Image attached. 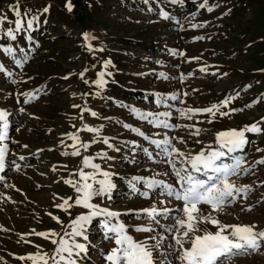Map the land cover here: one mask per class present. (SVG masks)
Here are the masks:
<instances>
[{"label":"rangeland","instance_id":"374dc122","mask_svg":"<svg viewBox=\"0 0 264 264\" xmlns=\"http://www.w3.org/2000/svg\"><path fill=\"white\" fill-rule=\"evenodd\" d=\"M203 2L0 0V17H6L0 24V65L4 66L0 71V111L9 113V138L4 141L8 155L5 171L0 173V264H22L15 257L36 250L24 243L22 236L46 245V251L54 247L39 237L25 235L32 229L45 231L49 227L63 233L65 229L47 213L60 216L67 225L71 216L87 212L73 207L69 216L55 207L62 203L58 197H75L64 179L81 167L83 155L97 157L98 153H106L110 159L96 158L93 162L116 174L111 199L96 197L93 203L120 213L119 220L138 240L163 233V228L149 217L135 213L153 205L174 208L179 202L160 205L161 200L168 198L160 195L159 189L149 192L146 198L140 193L148 189L139 184V191L133 193L130 181L138 176L173 183L175 177L168 165L160 162L155 146L131 128L151 139L183 138L186 143L174 140L176 146L195 153L212 143L218 131L240 129L264 118V0H208L212 11L199 8ZM17 7L23 23L19 32H15L17 17L13 11ZM29 19L33 20L32 29L27 28ZM9 28L17 37L15 41L5 35ZM84 33L94 37L90 41L92 51L86 46ZM6 47H11L12 53H5ZM18 60L22 66L17 65ZM108 61L111 63L104 69ZM101 71L111 73L105 76L107 84L103 89L93 83ZM24 94L36 99L24 103ZM172 95L178 99L157 103L159 96ZM229 97L235 100L221 111L243 110L217 116L213 123L207 122L206 114H196L191 119L180 116L182 110L208 108ZM257 100L259 103H255ZM85 108L90 111H85L81 120L79 114ZM133 108L156 114L160 120L166 118L159 113L170 112L167 122L176 127H156L149 120L140 119L131 111ZM91 111L97 115L93 117ZM83 124L100 128L99 137L79 132L83 141L95 142L81 156L64 155L72 151L67 147L72 141L64 134L77 132ZM125 124L130 128H125ZM193 124L202 129L198 137L192 135L194 129L187 127ZM260 126L264 128V123ZM247 136L250 143L244 149V167L250 171L233 180L238 186H251V191L246 199L238 198L226 207L219 219L225 223L255 224L260 230L264 229V165L255 162L264 158V134ZM102 138H107L112 147L104 144ZM144 149L152 153L155 161ZM165 172L169 175H156ZM201 207L210 211L207 206ZM156 219L160 225L174 223L172 219ZM101 224L102 218H95L88 225V241L78 238L88 247L78 264H106L104 254L115 245L105 239ZM137 226L153 227L156 232H135ZM202 227L216 230L210 225ZM169 242L170 235L164 245ZM230 264H264V247L250 255L236 256Z\"/></svg>","mask_w":264,"mask_h":264},{"label":"snow or ice","instance_id":"6c2138e0","mask_svg":"<svg viewBox=\"0 0 264 264\" xmlns=\"http://www.w3.org/2000/svg\"><path fill=\"white\" fill-rule=\"evenodd\" d=\"M173 2H176V0H173ZM198 6L199 8L207 7L208 11L213 10L208 7V0H204ZM67 7L69 11L72 10L71 3ZM13 11L17 17L15 32H19L23 27L20 19L21 13L18 7L14 8ZM44 11L47 12L48 9L45 8ZM162 15L167 18L166 13H162ZM5 20L6 17H0V24L4 23ZM32 27L33 20L29 19L27 28L32 29ZM193 27L197 26L193 25ZM5 35L12 41L17 39L11 28L6 31ZM83 37L89 51H92L90 41L94 37L90 33H84ZM3 51L12 53L13 49L6 47ZM16 63L18 66H22V62L19 60ZM110 63V61L105 62L104 69H108ZM3 70L4 66L0 65V71ZM201 71H205V69H201ZM79 75L83 80L84 72ZM106 75H111V73L106 71L98 73V78L93 81L97 88L103 89L105 87L107 84ZM67 78L65 77V79ZM84 82L88 83L86 80ZM24 95V103L36 99L34 95ZM167 99L177 100L178 96H159L157 103L165 104ZM233 100H235V97H229L220 104H214L208 108L182 110L180 116L191 119L196 114H206L209 117L207 122L213 123L217 116L222 118L243 110L232 108L230 111H221L222 108L227 109ZM255 103H259V100ZM251 106L247 105L246 107ZM73 107L80 108L81 106L73 105ZM85 111L90 110L82 109L79 114L81 120H83ZM131 111L136 113L140 119L149 120L156 127L166 129L176 127V125L167 122V119L171 117L170 112L159 113V116L166 118L160 120L156 114L150 112H139L135 108ZM91 115L95 117L97 114L91 111ZM8 117V112L0 111V173L5 171L8 155V146L4 143L9 138ZM262 123H264V118L240 129L232 128L218 131L212 143L204 145L200 151L195 153L182 151L176 146L174 140L179 144L186 143L183 138L151 139L139 129L131 128V131L149 140V143L155 146L158 150L157 155L160 157V162L166 163L171 170V175L175 177L173 183L155 177L138 176H133L130 181V188L133 193L139 191L137 188L139 184H143L148 189V191L140 193L146 198L149 196V192L159 189V194L168 198L167 200H161L160 205H166L172 200L179 202L174 208L153 205L135 213L137 216L144 214L149 217L155 224L163 228V233H157V235L150 236L147 239L138 240L130 234L128 226L119 220L120 213L93 203L96 197L107 196L111 199V193L116 187L113 182V176L116 174L103 170L101 165L93 162L96 158L110 159L106 153H98L97 157L83 155L81 167L75 172H69L68 178L64 179V183L76 193L75 197L72 195L58 197L62 200V203L56 204L55 207L68 213L69 216L71 215L70 209L73 207H81L86 209L87 212L71 219L67 225L64 224L60 216L51 212L47 213L56 224L65 229L63 233L49 227L45 231L32 229L25 235L39 237L54 247L50 251H46V245L37 244L22 236L21 239L24 243L30 244L36 250L15 258L21 261L22 264H25V262L26 264H78L81 254H87L88 252L86 244L81 243L78 238L88 241V225L97 217L102 218L101 226L105 231V239L115 245L104 254L106 264H174V261H178L179 264H230L236 256H246L258 252L261 247H264V229L257 230L258 226L255 224L225 223L219 219V214L223 213L226 207L235 204L238 198L246 199L247 194L251 191V186H238L233 177H238L242 172L246 174L250 171L249 168L244 167L246 160L244 149L250 143L247 134H264V128L260 126ZM73 127H76V125H73ZM124 127L130 128L127 124ZM187 127L194 129L192 135L197 137L202 131V129L195 127V124ZM81 131L99 137L101 129L83 124L77 132L65 133L64 135L72 141V144L67 145V147L72 148V151L71 153L64 152V155L81 156L82 151L87 152L91 143L95 142L83 141L79 136ZM102 139L104 144L110 148L112 147L107 138ZM197 143L202 144L203 141L197 140ZM257 150L260 151V149ZM144 152L150 159L155 161L148 149H144ZM20 159L23 160L24 157H20ZM255 164L264 165V158L257 160ZM84 169H91V171L86 172ZM156 175L168 176L169 173H157ZM2 179L3 177H0V180ZM201 206H207L210 211L205 212ZM172 213L176 214L173 216ZM157 217L165 220L172 219L174 223L160 225V221L156 219ZM202 225H210L211 228L216 230L213 232L210 228L202 227ZM3 230L8 231L7 229ZM133 230L145 233L156 232L153 227L137 226ZM164 233L168 235H164ZM169 235L171 236V242L165 246L164 241L168 239ZM149 240H153L155 243L149 244ZM170 257L172 258L170 259Z\"/></svg>","mask_w":264,"mask_h":264},{"label":"trees","instance_id":"16d2710c","mask_svg":"<svg viewBox=\"0 0 264 264\" xmlns=\"http://www.w3.org/2000/svg\"><path fill=\"white\" fill-rule=\"evenodd\" d=\"M73 219H74V217L73 216H71Z\"/></svg>","mask_w":264,"mask_h":264}]
</instances>
